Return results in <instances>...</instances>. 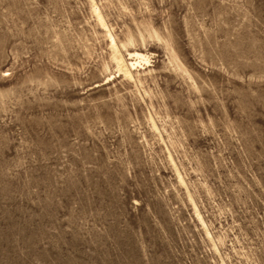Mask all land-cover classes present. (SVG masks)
Returning <instances> with one entry per match:
<instances>
[{
	"label": "rangeland",
	"instance_id": "374dc122",
	"mask_svg": "<svg viewBox=\"0 0 264 264\" xmlns=\"http://www.w3.org/2000/svg\"><path fill=\"white\" fill-rule=\"evenodd\" d=\"M0 264H264V0H0Z\"/></svg>",
	"mask_w": 264,
	"mask_h": 264
},
{
	"label": "bare ground",
	"instance_id": "6f19581e",
	"mask_svg": "<svg viewBox=\"0 0 264 264\" xmlns=\"http://www.w3.org/2000/svg\"><path fill=\"white\" fill-rule=\"evenodd\" d=\"M99 18H100V17H99ZM102 19H103V18H101V21H102ZM112 44H113V43H112ZM139 55H140V54H139ZM129 56H130V55H129ZM131 64H132V63H131ZM121 69L127 70V68H126V64H125V63L123 64V67H122ZM198 214H199V213H198Z\"/></svg>",
	"mask_w": 264,
	"mask_h": 264
}]
</instances>
